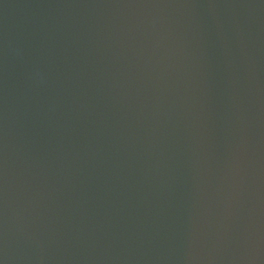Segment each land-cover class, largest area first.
Listing matches in <instances>:
<instances>
[{
  "label": "water",
  "instance_id": "1",
  "mask_svg": "<svg viewBox=\"0 0 264 264\" xmlns=\"http://www.w3.org/2000/svg\"><path fill=\"white\" fill-rule=\"evenodd\" d=\"M0 264H264V0H0Z\"/></svg>",
  "mask_w": 264,
  "mask_h": 264
}]
</instances>
